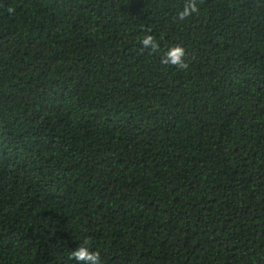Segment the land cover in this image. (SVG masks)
<instances>
[{"label":"trees","instance_id":"obj_1","mask_svg":"<svg viewBox=\"0 0 264 264\" xmlns=\"http://www.w3.org/2000/svg\"><path fill=\"white\" fill-rule=\"evenodd\" d=\"M188 3L0 0V264H264V0Z\"/></svg>","mask_w":264,"mask_h":264},{"label":"clouds","instance_id":"obj_2","mask_svg":"<svg viewBox=\"0 0 264 264\" xmlns=\"http://www.w3.org/2000/svg\"><path fill=\"white\" fill-rule=\"evenodd\" d=\"M9 13H14L15 9L9 8ZM198 11L196 0H190L184 10L179 14V19L183 21L186 17L192 15L193 12ZM143 48L152 49L154 52L158 50L155 37L149 35L142 40ZM185 49L180 46H174L170 48L162 59V63L165 65H172L177 68L186 69L188 67L185 62ZM70 260L76 262V264H104L102 255L99 251L93 250L92 240L85 238L79 246L69 253Z\"/></svg>","mask_w":264,"mask_h":264}]
</instances>
